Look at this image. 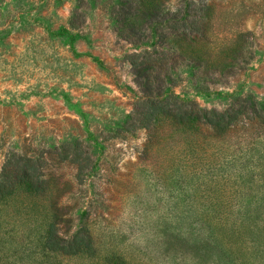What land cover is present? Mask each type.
<instances>
[{"label": "rangeland", "instance_id": "obj_1", "mask_svg": "<svg viewBox=\"0 0 264 264\" xmlns=\"http://www.w3.org/2000/svg\"><path fill=\"white\" fill-rule=\"evenodd\" d=\"M122 1L0 0V171L10 152L55 153L67 140L79 143L91 158L87 180L78 185L62 164L54 181L71 180L75 214L90 209L86 226L97 250L46 254L36 235L16 236L38 216L25 225V216H14L7 226L2 207L0 264H231L199 255L204 241L196 239L209 187L198 159L207 160L212 145L198 152L192 126L162 117L149 129L117 130L144 100L128 62L134 54L166 57L153 73L154 96L161 86L163 97L208 111L264 98V0ZM174 16L196 21L194 42L172 29ZM27 193L19 188L7 206L29 204V212L33 202L43 213L48 200Z\"/></svg>", "mask_w": 264, "mask_h": 264}, {"label": "trees", "instance_id": "obj_2", "mask_svg": "<svg viewBox=\"0 0 264 264\" xmlns=\"http://www.w3.org/2000/svg\"><path fill=\"white\" fill-rule=\"evenodd\" d=\"M131 1L122 2L128 5ZM126 5L119 13L124 14V19L127 18ZM177 19L178 16L173 17L172 29L182 31L184 38L192 35L190 41L194 42L196 21L185 19L178 22ZM128 58L144 100L138 103L126 125L120 127L117 133H121L124 126L131 132L138 126L149 129L161 117L177 125L192 126L198 152L204 145L210 144L213 148L212 154L204 152L207 160L198 159L209 185L208 193L204 191L205 194H202L208 207L200 208L196 218V239L204 241L203 245L198 241L199 255L212 254L220 260L228 258L231 264H264V98H239L221 110L208 111L199 108L193 101L163 97L161 86L154 96L152 85L159 79L153 73L157 68L163 69L165 64L159 61L166 60V57L141 53ZM141 69L146 74L140 75ZM24 149L20 153H8L0 171V209H7L5 225L9 226L8 220L21 215L26 217L25 225L37 215L38 222L27 229H20L17 238L23 240L36 235L44 253L63 258L96 254V239L86 226L90 209L80 215L75 214L73 206L68 204L71 180L62 183L61 187L55 184L59 176L54 181L55 168L64 164L74 170V181L83 185L87 180L86 171L91 166L90 156L74 140L63 142L61 150L55 153L38 149L29 154L26 152L28 148ZM50 184L55 189L51 188L48 196ZM19 188L27 190L28 197L48 200L43 207L44 212L39 214L38 205L33 202L29 212L25 211L29 209V204L7 206V200ZM77 219L80 222L73 231V222ZM8 231L5 227L2 233Z\"/></svg>", "mask_w": 264, "mask_h": 264}]
</instances>
